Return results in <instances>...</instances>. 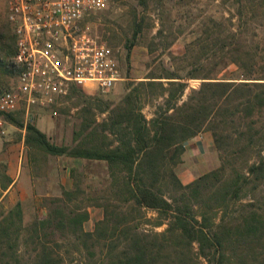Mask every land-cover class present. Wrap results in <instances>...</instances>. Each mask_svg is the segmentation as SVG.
Returning <instances> with one entry per match:
<instances>
[{"label":"trees","instance_id":"16d2710c","mask_svg":"<svg viewBox=\"0 0 264 264\" xmlns=\"http://www.w3.org/2000/svg\"><path fill=\"white\" fill-rule=\"evenodd\" d=\"M149 1L162 4L137 0L142 11L130 13L127 57L143 34ZM232 5L235 29L223 30L222 22L208 18L184 54L173 57L175 68L158 62L143 80L128 83L117 103H103L71 85L64 99L91 103L80 109L68 144L56 145L34 125L25 126L27 147L104 163L110 194L91 200L75 183L29 224L20 203L8 210L0 206V264H66L64 253L85 255L90 264H264V50L248 38L264 0ZM154 38L159 41L149 53L167 51L162 29ZM15 51L12 26L0 17V71L12 67L17 77ZM183 63L190 69H180ZM230 66V76L217 78ZM190 80H201L199 87L189 88ZM145 107L154 109L149 118ZM96 112L106 117L98 122ZM12 116L6 121L20 125ZM202 132L211 134L220 165L184 184L176 173L184 144ZM223 140H234L231 148ZM0 178L5 190L11 181L4 168ZM92 201L103 217L85 232L89 216L81 205Z\"/></svg>","mask_w":264,"mask_h":264},{"label":"rangeland","instance_id":"374dc122","mask_svg":"<svg viewBox=\"0 0 264 264\" xmlns=\"http://www.w3.org/2000/svg\"><path fill=\"white\" fill-rule=\"evenodd\" d=\"M142 9L137 6V0H109L107 8L87 19V26L90 32L100 38L102 42L108 45L115 53L118 60L121 80L110 89L107 93H99L96 91H87L85 94L89 97H96L103 103H117L125 94L128 83L143 80L150 71L156 69L158 62H164L167 68H175L173 65V57L182 56L185 52L186 45L191 42L205 24L208 18H214L222 22L223 30L235 29L237 27L236 9L232 5V0H162V4L156 7L154 1H149V7L145 12V28L143 34L139 37L138 43L133 47L130 56L124 48L126 40L132 34L130 27L131 11ZM256 21L249 26V44L257 43L261 50H264V11L259 10L256 13ZM0 17L6 22L4 14V3L0 1ZM162 29L164 39L161 41L165 46L169 44L167 51L162 49L149 53L150 44L157 43L155 39L156 32ZM264 54V52H263ZM7 63L10 60H6ZM9 61V62H8ZM190 62V61H189ZM183 65V66H182ZM180 69L188 70L190 67H184V63L179 65ZM182 66V67H181ZM186 66V65H185ZM12 68V67H11ZM11 68L0 71V91L12 88L16 83V76L11 72ZM220 69L216 66L215 70ZM182 72H185L183 71ZM233 66L227 67L224 71L217 73V78H227ZM218 72V71H215ZM201 80H190L189 88H198ZM189 90L185 92V96ZM91 103L87 98H73L71 100L60 99L57 106L54 107L55 114L47 110L32 111L27 115L19 110L13 114V118L20 125L7 121L6 129L8 131L6 137L10 138V142L0 141V174L1 168L7 172V160L11 157L15 159L16 168L19 163L25 172L33 176L36 186L34 193L24 192L22 200L15 202L9 198V193L5 194L2 186L5 184L0 178V206L3 210L14 207L17 203L21 204L23 212V221L29 224L35 218L43 216L50 204V199L61 198L65 190L73 189L75 183H78L85 196L91 200L97 198H105L110 194V183L108 171L104 163L79 161L75 163L68 157H54L44 154L43 152L22 144L23 136L25 138V126L30 123L43 132L49 140L56 144H68L73 137V131L79 124L78 114L80 109ZM93 102V101H92ZM153 108L145 107L144 114L149 118L153 112ZM106 117V114L96 112V120L100 122ZM21 126V127H20ZM234 142V140H233ZM233 142L223 140V147L226 144L232 145ZM226 143V144H225ZM9 144H12V151L9 152ZM25 147V151L21 154V146ZM214 155L207 163H202L200 173L195 174L194 180L207 172L219 167L220 156L213 142ZM8 147V148H7ZM233 148V147H232ZM223 155V154H222ZM183 154L181 163L176 168V173L181 180V175L188 173V162L190 159ZM21 157V160H20ZM250 160L252 157L249 158ZM242 163L237 164V168H242ZM206 171V172H205ZM198 172V173H199ZM190 175V174H189ZM193 180V181H194ZM192 182V181H191ZM183 183V182H182ZM19 196L14 193V196ZM93 201L85 202L81 208L88 213V221L83 224L85 232H92L95 224L103 217V209L97 207ZM152 214L148 213V217ZM144 228L151 230L150 225H144ZM157 232L163 228L154 229ZM70 250V249H68ZM66 264H90L86 256H78L75 253L66 255Z\"/></svg>","mask_w":264,"mask_h":264},{"label":"built area","instance_id":"2783aa9c","mask_svg":"<svg viewBox=\"0 0 264 264\" xmlns=\"http://www.w3.org/2000/svg\"><path fill=\"white\" fill-rule=\"evenodd\" d=\"M16 38L15 85L0 92V140L6 115L54 107L74 85L107 93L121 80L114 51L92 34L87 19L109 0H0Z\"/></svg>","mask_w":264,"mask_h":264},{"label":"crops","instance_id":"0c3cea01","mask_svg":"<svg viewBox=\"0 0 264 264\" xmlns=\"http://www.w3.org/2000/svg\"><path fill=\"white\" fill-rule=\"evenodd\" d=\"M34 112L37 111L36 109L33 110ZM28 117V116H27ZM8 133V131H7ZM7 135V134H6ZM1 143L10 142V138H7L6 136L0 140ZM24 143V136L22 140V144ZM9 146L8 150L9 152L12 151L13 147L12 144L7 145ZM213 139L211 137V134L208 132H202L198 134L197 136L193 137L192 139L188 140L184 144V154L187 155L184 159L188 158L190 159L188 162V168L190 171L188 173L182 174L181 175V181L184 184H188L191 181L194 180V175L195 174H203L200 173L199 170L201 169V161L202 163H207L208 160H211L213 155H214V149H213ZM23 151L26 152L25 147L23 145L21 146V154ZM15 159L9 158L7 160V176L10 179V184L8 186V189L5 191L6 193H9L10 197L12 198L11 200L13 201L15 197V202L22 200V195L24 192L28 193H34L35 190V182L33 181V176L29 174L28 172H25L24 168H21L20 163L18 169L16 168V163L14 164ZM21 160V157H20ZM75 163H78L79 161H85V160H74L72 159ZM98 163V162H96ZM102 163V162H99ZM199 172V173H198ZM206 172V171H205ZM190 174V175H189ZM14 193H18L19 196H14Z\"/></svg>","mask_w":264,"mask_h":264}]
</instances>
